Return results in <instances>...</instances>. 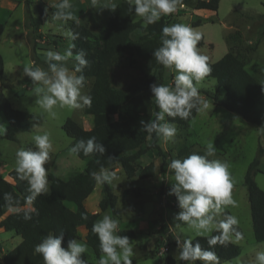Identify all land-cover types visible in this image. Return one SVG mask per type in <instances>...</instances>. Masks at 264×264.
<instances>
[{
    "label": "rangeland",
    "instance_id": "374dc122",
    "mask_svg": "<svg viewBox=\"0 0 264 264\" xmlns=\"http://www.w3.org/2000/svg\"><path fill=\"white\" fill-rule=\"evenodd\" d=\"M122 1L127 0H98L97 7L93 8L91 0H70L72 7L69 11L72 13L73 20L80 21L97 36L110 17L113 10L110 7ZM58 2L59 0H32L30 9L33 15L38 14V6L47 8L49 12L48 19L39 27L38 32H34L29 24L24 0H0V20L5 27L0 38V51L5 62L4 71L0 74L2 90L14 107L33 114L31 129L19 133L18 141L0 137V157L5 160L9 159L8 163L15 166L17 148H34L32 136L46 132L50 135L53 149L50 153L51 160L45 164V168L48 174L53 173L66 179L68 172H82L89 160L81 159L70 152L73 140L64 131L63 124L70 117L83 128L89 129L92 126V117L85 114L84 108L69 110L56 107L53 110L55 115L45 112L37 103L34 85L31 80L26 82L27 76L23 71L26 65L32 66L36 58L37 67L47 69L44 53L49 49L63 53L71 43L64 33L70 31L69 26L73 20L65 24L53 19V13L56 11L54 5ZM196 2L197 0H181L177 5V11L173 13V19L178 23L188 24L203 34L201 43L198 44L201 53L208 56L210 62H216L228 52V49H234L246 62L247 70L258 76L264 83V71H261L264 67V43L254 47L256 39L260 38L261 31L264 30V0H220L216 11L196 9ZM132 18L134 21L141 20L135 14ZM197 20H201L202 24L193 26V22ZM263 38L261 37L260 41ZM34 40L37 43L35 54L33 53ZM68 66L72 67L71 62ZM173 77L174 73L166 69L165 84L171 85ZM94 81V78H86L85 88L82 89L84 94L88 93ZM196 86L199 91L216 92L220 96L224 94V90L217 87L214 78H205ZM200 95L207 101L208 108L200 112L188 126L175 124L178 130L175 140L164 142L160 138L159 145L165 152L169 165L173 159H183L196 152L200 146L206 147L208 143H214L216 153L211 158L228 162L229 171L234 180L232 196L237 201V207H228L225 211L238 217L240 222L238 227L244 237L235 243L240 246V255L220 264H251L255 251L264 250V241L259 242L254 237L250 203L244 179L250 163L258 154L259 146L262 145L264 148V129L246 121L241 115L223 106L212 112V105L215 103L205 94L200 93ZM112 118L114 120H142L141 115L126 113L115 114ZM0 124H3L5 128L8 125L3 113H0ZM34 124L37 126L33 127ZM191 144H195V147ZM185 146H189V152L180 155V150ZM150 162L155 164L156 175L145 179L139 177V171L133 177L128 178L119 164L104 169L109 174H115V178L107 183L117 196L116 208L119 209L120 215L111 210L101 211L98 220L108 214L118 220V230L136 232L135 235L128 236L133 246V264H165L164 258L167 255L180 261V249L178 245L169 247L168 236L173 234L175 239L179 237L183 240L187 237L193 239L197 235L187 225L173 220L174 214L179 209L176 207V197L168 195L172 183L170 180L172 172L168 166L165 172L161 171L162 159L156 150H148L136 164L141 168ZM259 167L262 172L256 174L255 180L264 190V155L261 157ZM116 168L120 169L116 170ZM9 179L12 180L10 177ZM162 183H164L163 194H161ZM131 187L138 189L136 192L128 193ZM103 195V183L97 182L96 188L85 202L89 211H100L99 203ZM67 205L75 208L73 203H67ZM80 234L81 239L77 240L86 245V253L81 254V258L97 262L99 259L94 250L86 244L82 233ZM153 239L161 241L159 254L148 252L154 244ZM20 242L19 235L0 228V264H5L2 260L3 255Z\"/></svg>",
    "mask_w": 264,
    "mask_h": 264
},
{
    "label": "trees",
    "instance_id": "16d2710c",
    "mask_svg": "<svg viewBox=\"0 0 264 264\" xmlns=\"http://www.w3.org/2000/svg\"><path fill=\"white\" fill-rule=\"evenodd\" d=\"M24 2L29 24L34 32H38L39 27L48 19L49 12L46 13L44 7L38 6V14L33 15L30 9L32 0H24ZM219 3L220 0H197L195 8L216 11ZM133 14L127 1H122L116 5L115 10H112L97 36L80 21H71L70 31L78 34V39L71 41L76 45L73 51L75 53L83 50L86 53L89 66L84 69L83 74L86 78L95 79L87 93L92 97V105L90 108H84L85 114L92 117V126L89 129L83 128L76 120L69 117L64 122L63 129L72 138V146L81 139L87 140L94 136L103 144L105 153L89 156L80 153L79 158L89 161L82 172L69 180L49 173V194L38 196L32 205H28L25 200V197L29 195L27 183L17 178L14 169L9 172L12 180L0 177V228L12 231L21 237V242L3 255L2 260L5 264H43V257L34 251L35 245L40 243L45 236L59 234L63 230L62 246L66 247L69 239H78V228L81 225H84L87 230L86 244L100 257L102 253L99 250V240L91 229L101 212H91L85 205L86 198L97 184L90 174L93 171L99 172L102 168L115 167L119 164L128 178L136 175L138 171L141 179L154 177L156 167L153 162L141 168L136 164L150 149L156 150L162 159L160 169L162 172L166 171L167 156L159 145L160 138L153 134L149 140L140 121L114 120L112 117L115 114L126 113L141 115L144 121L155 118L154 114L159 109L154 103L149 86L157 82L165 84L166 69L157 63L152 53L160 46L162 27L178 22L171 14L145 28L142 19L133 20ZM201 24V20L193 22V26ZM4 29V24L0 20V38ZM263 35L264 30L261 31L260 38L256 39L254 47L260 43ZM36 50L37 43L34 40V54ZM4 64V57L0 51V74L4 71ZM36 64L37 58L32 66L37 67ZM209 64L212 72L206 78H214L217 87L224 90V95L220 96L216 92L212 93L207 90L199 92L205 94L215 104L241 115L246 121L264 129V90H262L264 83L247 70L246 62L237 51L230 49L220 60L209 61ZM29 81L30 78L27 77L26 82ZM0 113L4 114L8 122L6 134L0 137L18 141L19 133L31 129L33 114L14 107L3 93L1 83ZM197 114L198 112L193 109L192 116L188 120H181L178 117L174 121L168 117L166 119L176 125L187 126ZM188 152L189 146H185L179 153L185 155ZM196 152L203 155L205 150ZM263 155L264 148L260 145L258 154L250 163L244 179L250 203L254 237L259 242L264 241V190L256 182L255 176L258 172H262L259 166ZM209 159L212 158L209 157ZM163 185L164 183L161 186V194H163ZM136 189L138 188L131 187L128 193L136 192ZM4 193H12L19 200L18 211H13L8 207L3 199ZM103 194L99 203L100 211L118 212L117 196L107 182L103 183ZM67 203H73L75 208L72 209ZM30 207H34L38 215L33 213L32 218L26 220L24 212ZM82 214H86L87 219H83ZM238 230L242 233L239 227ZM119 234L133 236L135 231L124 230ZM192 240L194 243L198 240L202 248H208L207 239L204 236H196ZM160 242V240L155 242L152 254L159 252ZM167 244L169 247L177 245L173 234L168 236ZM213 250L219 257V261L232 260L241 252L240 246L235 243L217 244ZM164 261L165 264H188V261H177L171 255H167ZM195 264H201V262L196 261Z\"/></svg>",
    "mask_w": 264,
    "mask_h": 264
},
{
    "label": "clouds",
    "instance_id": "9594fccd",
    "mask_svg": "<svg viewBox=\"0 0 264 264\" xmlns=\"http://www.w3.org/2000/svg\"><path fill=\"white\" fill-rule=\"evenodd\" d=\"M181 0H127L130 10L142 19L143 27L152 25L177 11ZM98 0H91V7L96 8ZM56 11L53 19L67 23L73 20L69 11L72 4L70 0H59L54 5ZM107 7V6H105ZM110 8L116 9L115 5ZM48 9H45L47 13ZM70 41L78 39V34L72 31L64 33ZM203 34L184 23L165 25L161 29L160 46L153 50V56L158 64L174 73L171 85L152 83L150 91L154 103L159 109L154 119L141 120L143 130L151 140L153 134L164 142H173L177 135V127L171 122L177 117L188 120L192 111L202 112L208 108L198 87L212 72L208 56L201 53L198 48ZM76 45L70 43L63 53L47 50L45 63L47 69L35 66H25V76L30 78L34 85V94L37 103L47 113L55 115L56 107L69 110L91 107L92 97L84 94L82 89L86 85L84 69L89 66L86 53L83 50L73 51ZM69 62L72 67L69 68ZM264 71V67L261 68ZM264 90V89H262ZM171 118V121L166 119ZM37 125L34 124L33 127ZM7 128L0 124V136L6 134ZM34 148L19 147L15 152V166L17 178L27 183L25 197L28 205H32L40 195L49 194L48 170L45 168L51 160L53 144L48 133L34 134L32 136ZM70 152L75 155L83 153L84 156L93 154L103 155L105 148L96 137L76 142ZM216 153L214 143H208L204 154L193 152L183 159H173L168 165L172 172L171 187L168 195H174L179 209L173 220L179 224L187 225L197 236L207 239L208 248H202L200 242L195 243L191 237L181 240L176 238L181 261H200L201 264H219V257L213 250L217 244L238 243L244 237L238 230L239 219L236 215L225 211L228 207H237L233 199L232 189L234 180L229 171V164L219 159H209ZM91 177L99 182H111L115 174H109L103 168L93 171ZM3 199L13 211H18L19 200L12 193H4ZM38 215L34 207L24 212V219ZM87 219L86 214H82ZM118 220L105 214L92 225V233L99 240V250L102 255L98 264H133V246L126 235L119 234ZM216 233L215 235H209ZM64 231L59 234H49L35 245V253L43 257V264H88L81 258L86 253V245L76 238L69 239L67 246L63 247ZM251 264H264V250L255 251Z\"/></svg>",
    "mask_w": 264,
    "mask_h": 264
},
{
    "label": "crops",
    "instance_id": "0c3cea01",
    "mask_svg": "<svg viewBox=\"0 0 264 264\" xmlns=\"http://www.w3.org/2000/svg\"><path fill=\"white\" fill-rule=\"evenodd\" d=\"M263 37H264V35H263ZM262 37V38H263ZM204 40V39H203ZM227 42H228V40H227ZM262 43H264V38L262 39V41H260V43H259V46H260V44H262ZM228 46H229V43H228ZM230 49H228V51H229ZM246 66H247V64H246ZM254 76H256V75H254ZM260 81H262L258 76H256ZM224 95V94H223ZM222 95V96H223ZM218 107H222L221 105H218V104H214V105H212V112H215L216 111V109L218 108ZM199 113L200 112H198V114L196 115V117L199 115ZM195 117V118H196ZM194 118V119H195ZM194 119H192L191 121H193ZM190 124V123H189ZM188 124V125H189ZM187 125V126H188ZM191 145H193V144H191ZM194 147H195V144L193 145ZM197 150H205V147H203V146H200V148L199 149H197ZM8 161H9V159H1V157H0V177H3V178H5V179H8V180H10L9 179V172L11 171V170H13L14 169V166H13V164H10V163H8ZM120 168H116V170H119ZM111 171H114V170H111ZM76 174H78V173H70V172H68V175H67V177H65L66 179H64V180H69V179H71L73 176H75ZM63 179V178H62ZM96 186H97V184H96ZM96 188V187H95ZM94 188V189H95ZM94 191V190H93ZM92 191V192H93ZM89 197V196H88ZM87 197V198H88ZM86 198V199H87ZM85 202H86V200H85ZM72 209H74V208H72ZM118 210V213H119V215H120V211H119V209H117ZM107 211V210H106ZM91 212H95V210L94 211H91ZM99 212H101V211H99ZM101 214V213H100ZM99 218V217H98ZM98 220V219H97ZM119 232L120 231H124V230H118ZM80 233H82V237L84 238V241H85V237H86V234H87V230H86V228H85V226L84 225H81V226H79V228H78V234H79V237H78V239H81V234ZM136 233V232H135ZM135 235V234H134ZM154 240V244H153V246H152V248L150 249V250H148V252H151V251H153L154 249H155V242L157 241V240H155V239H153ZM157 254H159V253H157ZM97 256V255H96ZM98 257V256H97ZM98 259H99V257H98ZM86 260V259H85ZM177 260V259H176ZM88 261V260H87ZM230 261V260H229ZM91 262V261H90ZM221 262H226V261H219V264L221 263ZM95 263H98V261L97 262H95ZM193 262L192 261H188V264H192Z\"/></svg>",
    "mask_w": 264,
    "mask_h": 264
},
{
    "label": "built area",
    "instance_id": "2783aa9c",
    "mask_svg": "<svg viewBox=\"0 0 264 264\" xmlns=\"http://www.w3.org/2000/svg\"><path fill=\"white\" fill-rule=\"evenodd\" d=\"M166 249V248H165Z\"/></svg>",
    "mask_w": 264,
    "mask_h": 264
}]
</instances>
